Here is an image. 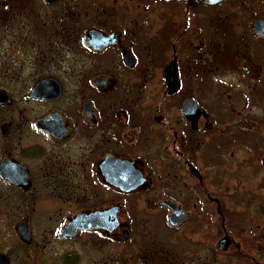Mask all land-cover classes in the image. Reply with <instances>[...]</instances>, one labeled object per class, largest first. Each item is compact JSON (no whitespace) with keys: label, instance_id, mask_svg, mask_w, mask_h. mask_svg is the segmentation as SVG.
<instances>
[{"label":"flooded vegetation","instance_id":"obj_1","mask_svg":"<svg viewBox=\"0 0 264 264\" xmlns=\"http://www.w3.org/2000/svg\"><path fill=\"white\" fill-rule=\"evenodd\" d=\"M2 213L21 264H264V0H0Z\"/></svg>","mask_w":264,"mask_h":264},{"label":"rangeland","instance_id":"obj_2","mask_svg":"<svg viewBox=\"0 0 264 264\" xmlns=\"http://www.w3.org/2000/svg\"><path fill=\"white\" fill-rule=\"evenodd\" d=\"M204 24H206V21H204ZM238 26V25H237ZM233 26L229 29V31H227V34L226 36L224 37L226 41H229L231 40V37H230V32L233 31L234 35H236V31L237 29H240L244 35L247 37L246 40L248 39H251V34H250V31L249 29L245 26L243 28H240L239 26ZM162 29V28H161ZM203 68V67H202ZM212 73V72H211ZM210 73V75H211ZM207 73L205 72V76H208L206 75ZM35 218L36 217H33L32 218V224H31V228H35V225L36 224V221H35ZM14 222V216H9L4 213L0 214V248H11L12 251H13V264H21L22 262V258L23 255L21 256V253H20V238L18 237V234L15 230V224L13 223ZM49 221L47 219H43V222H41L39 225V229H32V232L34 233L35 237H33V243L31 245L30 248L28 249H31V253H29L28 255V263H33L32 261H37L38 259H43V260H46V259H49V256L51 255V253H55V252H61L60 250L62 249H65L69 246H71V243H68V242H65V243H61V242H56L54 241L53 239V235L51 236L50 240L48 241L47 244H45L44 246H38V239H39V232H42L43 230V227H48V229H50V227H52V225H47ZM111 241V240H110ZM48 249L50 252V254H46V253H43L42 254L44 256H40V252L39 251H36L34 253V255H32V252L36 249ZM59 249V250H58ZM57 250V251H55ZM128 250V249H127ZM127 250L125 252H127ZM232 264H240V262H236L235 259L231 258L230 259ZM156 264H163L161 261H157Z\"/></svg>","mask_w":264,"mask_h":264},{"label":"water","instance_id":"obj_3","mask_svg":"<svg viewBox=\"0 0 264 264\" xmlns=\"http://www.w3.org/2000/svg\"><path fill=\"white\" fill-rule=\"evenodd\" d=\"M17 229L19 231V233L21 234L22 239H29V232H28V228H27V223L26 220H24L22 223H19L17 225Z\"/></svg>","mask_w":264,"mask_h":264}]
</instances>
